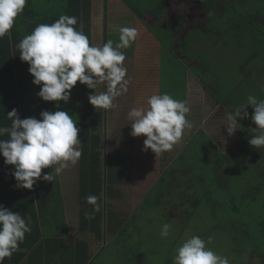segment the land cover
I'll use <instances>...</instances> for the list:
<instances>
[{"label": "trees", "instance_id": "1", "mask_svg": "<svg viewBox=\"0 0 264 264\" xmlns=\"http://www.w3.org/2000/svg\"><path fill=\"white\" fill-rule=\"evenodd\" d=\"M201 3L211 19L216 17L218 8L223 10L224 7L219 0H201ZM260 6L264 4H259L258 7L250 6L251 12L255 14H249V18L245 19L247 21L245 25H234L235 22L228 20L227 26L220 29L217 34H222V37L226 38L228 32H236L235 37L240 44L238 46L242 47V32H250L253 38L257 31L256 24L260 21L264 22V14L261 15ZM147 12L137 11L140 17ZM150 13L156 23L165 12L155 9ZM65 14L78 18L75 27L79 30L80 24H83V32L88 36L92 46L91 0H28L24 12L16 19L11 30L12 35L0 39V127H11V120L8 119L7 114L14 108L21 119L28 117L40 119L42 111L53 112L56 106L63 102H46L37 95L40 86L33 84L34 77L28 71V63L21 61L17 45L26 35L31 34L37 25L51 24ZM256 14L258 16H255ZM209 21L210 19L206 22V30L211 27ZM167 28H170L169 38L173 37L169 40V45L172 46L170 49L173 50L174 35L178 34L179 30L170 25H167ZM255 57L257 52L244 62L242 71H247L245 67L249 66ZM197 63V67H191L193 68L191 75L224 108L228 103L218 94L220 79L217 78L214 83L208 84L205 78L214 76L213 68L201 62ZM244 78L249 79L246 75ZM253 88V92H250L251 82L246 85L244 92L247 96L250 93L256 95L257 85L255 84ZM91 91L92 89H88L86 85L77 82L71 90L70 101L65 104L72 116L78 119L80 129L78 139L82 142V156L79 160L78 232L91 233L96 240L103 243L102 248L92 255L89 243L85 239H69L58 183L51 186L48 193L45 191V186L48 188L50 186L45 184L49 183L42 179L38 180L31 190L16 188L17 182L11 174L14 166L6 165L4 157L0 154V205L10 211L19 212L26 222L30 220L31 227V232L25 234L19 250L14 252L10 259L5 258L4 264H96V260L109 246L105 245L108 233L118 234L117 240L121 239L123 243L129 242V250L138 249L136 257L142 256L140 244L130 243V219L122 221L107 207V199L120 195L119 186L131 183L133 160L128 153L107 152L105 133L107 113L104 109H95L89 103L88 96ZM239 91L237 93H244L242 88ZM242 132L234 152L228 156L219 150L208 135L201 131L197 132L187 143L181 156L177 158L181 159L183 153L187 152L188 148H192L196 151L197 157L194 164L188 163L186 167L183 164L178 167L173 165L175 168L170 173L171 176L164 179V174L155 185L156 195H151L154 187L144 198L143 204L146 202L163 208L191 205L195 210L194 213L199 207L207 206L213 220L209 230L206 231L210 236L217 231L227 234L231 245L227 251L222 250V256L228 257L230 264H236V262L240 263L243 253H247L246 264H251L254 256H258L262 261L261 264H264V147L257 149L249 144L252 137L248 127L243 128ZM9 138L7 134L0 136V139L4 140ZM234 154L240 157H235L236 161L230 163L229 159ZM179 160L173 161L172 164ZM47 170L48 168L42 169V176ZM41 192L42 194L44 192V197L48 196V199L44 200ZM89 195L99 197L100 212H94L93 206L87 203L86 197ZM183 213L189 221L192 214L188 211ZM113 241L115 240H111ZM238 253L240 261H237L235 256ZM138 262H140L139 258L137 263L127 259L125 264H138Z\"/></svg>", "mask_w": 264, "mask_h": 264}, {"label": "rangeland", "instance_id": "2", "mask_svg": "<svg viewBox=\"0 0 264 264\" xmlns=\"http://www.w3.org/2000/svg\"><path fill=\"white\" fill-rule=\"evenodd\" d=\"M92 1V46L102 47L105 42L112 40L115 46L119 42L120 27H135L138 30V37L131 47L121 49L126 55L124 66L127 68V77L130 79L128 92L117 97L114 103L116 108L106 110V150L108 153L129 152L132 162V181L128 185H120V195L115 199H107V207L115 212L122 221L130 219L129 232L131 233L130 243H139L141 254L136 257L138 249L131 251L129 242L118 239V234L108 233L105 239V245H109L106 251L96 260V264H125L130 259L138 264H173V257L176 255V249L193 235L200 236L209 241L207 247L219 255H223L222 250L230 248L227 234L217 231L211 236L208 231L212 225L211 211L207 206H201L194 213L191 205L179 207H156L144 203V198L153 190L157 181L164 177L168 179L170 173L175 167L194 164L197 159L196 151L192 148L187 149L181 156L184 148L190 139L197 132H204L218 146L224 155H231L235 146L242 136L243 128L248 127L252 137L253 129L256 127L251 120L254 109L251 105L245 107L249 113V118H237L236 130L229 135L227 127L229 126L228 114L234 112L237 108H242L247 104V98L252 95L257 100H264V22L256 24L257 31L254 37L248 31H243L241 36L242 47H239L236 32H228L226 38L222 34L218 35L220 29L225 28L226 22H235L234 25L246 24L251 12V5L259 6L264 4L260 0H219L223 4V10L218 8L216 17H212L204 11L199 13L196 0H91ZM183 5L189 3L191 11L197 13L191 17V11L185 9L186 14L182 13L183 8L175 14V9L171 13L167 11V4ZM131 3V4H129ZM171 5V6H172ZM170 6V7H171ZM135 7V8H134ZM155 9L167 11L161 16L160 21L152 22L154 18L150 13ZM148 11L143 17L137 11ZM261 15L264 14V6H260ZM172 16H175L172 18ZM255 16H258L257 14ZM191 17V18H190ZM210 19L211 27L206 30V22ZM189 21V23H187ZM175 24L179 30L178 38L175 37L173 50L169 45V30L167 25ZM196 28L195 30H191ZM219 28V29H218ZM166 29V30H165ZM212 37V38H211ZM215 39H214V38ZM240 41V39H239ZM180 45V47H177ZM240 45V44H239ZM257 57L252 59V63L245 67L246 72L242 71V66L254 53ZM204 63L205 66L213 68L214 76L205 78V81L211 85L217 78L220 79V91L218 94L228 103L224 108L222 104L201 85V83L191 75L193 68L198 63ZM244 75L249 79H245ZM251 82L253 92L254 85H257L256 95L250 93L248 96L244 92L246 85ZM242 88L244 93L239 90ZM94 91L98 94L106 91L104 84L97 85ZM167 93L176 100L186 101L191 111L186 118L191 122L192 128L186 129L180 143L174 145L170 152L163 155H156L149 149L143 151L144 140L146 137H133L131 135V124L134 122L128 118V112L134 107L148 108L147 99L153 94ZM255 93V92H254ZM243 94V95H242ZM246 94V95H245ZM237 106H234L236 105ZM240 105V107L238 106ZM94 107V106H93ZM98 110H103L99 109ZM55 111H65L70 116L64 102L56 106ZM76 126L79 122L76 116L73 117ZM254 125V126H253ZM102 133V131H100ZM199 138V137H198ZM197 145V144H196ZM192 147V146H191ZM127 156V155H123ZM240 156L232 155L229 162L236 161ZM175 160H179L172 162ZM175 165V167L173 166ZM66 173L58 175L61 189L64 191L68 186L75 187L70 189L71 200L66 198L68 192L64 191L65 204L68 212L67 232L69 239H74L79 235L77 233L78 225L75 222L79 204V172L77 165H70ZM171 169V170H170ZM187 169V168H185ZM184 171V169L182 170ZM169 173V174H168ZM157 187L154 188L151 195H156ZM184 211L192 214L189 221L184 217ZM164 224H170V234L167 238L160 235L161 227ZM91 236L86 235L91 248V254L94 255L103 246L98 240L90 241ZM115 240L111 242V240ZM129 240V239H128ZM127 247V248H126ZM237 261H240L239 253L235 255ZM248 254L243 253L240 263L246 264ZM258 256L251 259V264H261Z\"/></svg>", "mask_w": 264, "mask_h": 264}, {"label": "clouds", "instance_id": "3", "mask_svg": "<svg viewBox=\"0 0 264 264\" xmlns=\"http://www.w3.org/2000/svg\"><path fill=\"white\" fill-rule=\"evenodd\" d=\"M28 0H0V39L12 35V29L25 9ZM76 16L61 15L51 24L37 25L31 34L26 35L17 45L20 59L29 65V73L34 77L33 84L40 86L37 95L46 102L68 103L71 90L79 82L88 89L95 90L104 84L106 91L90 94L89 103L95 109L111 110L117 107V97L128 92L130 79L124 66L126 55L121 49L132 46L139 33L135 27H120L119 42L108 40L102 47L91 46L83 32L79 30ZM148 108L134 107L128 112L133 137L144 136L143 151L151 150L155 156L170 152L180 143L186 129L192 124L186 118L191 109L186 101L174 99L167 93L153 94L147 99ZM254 109L252 122L257 125L249 140L254 148L264 147V100L255 96L247 98V104L228 114V134L236 130L237 118L247 119L245 107ZM11 127H0V136L7 134L9 139H0V154L6 165L14 166L12 176L16 188L31 190L38 180L52 182L70 165H76L82 156V142L78 139L80 129L73 116L65 111H42L40 119H21L14 108L7 114ZM51 168V173L42 176V169ZM55 174V175H54ZM99 197L89 195L88 204L94 212H100ZM171 225L164 224L160 235L167 238ZM31 232L30 220L0 205V264L11 258L19 250L25 234ZM210 243L200 236L193 235L185 240L173 257V264H230L228 257L221 256L207 247Z\"/></svg>", "mask_w": 264, "mask_h": 264}, {"label": "crops", "instance_id": "4", "mask_svg": "<svg viewBox=\"0 0 264 264\" xmlns=\"http://www.w3.org/2000/svg\"><path fill=\"white\" fill-rule=\"evenodd\" d=\"M196 4H198V5H196V7H197V9L199 10L198 12L199 13H204V9H203V7H202V3H201V0H196ZM172 3H168L167 4V11L169 12V13H171V10L172 9H175V14L178 12V15H180V10H181V8H183V10H182V13L183 14H186V11H185V9H187V10H190V8L188 7L189 6V3L188 2H184L183 3V5H180L179 4V2H177V5H172ZM171 6V7H170ZM196 7L194 8L195 10H193V11H191V17L192 16H195V14L197 13V9H196ZM167 11H165L166 13H167ZM173 17H175V16H172V18ZM190 17V18H191ZM193 18V17H192ZM209 19V18H208ZM152 22L154 23V18L152 19ZM187 23H189V21L187 22ZM170 26H172L174 29H177L176 28V26H175V24H173V25H170ZM206 26V25H205ZM196 28H193V29H190L189 31H191V30H195ZM179 34V33H178ZM178 34H176V35H174L175 37H177L178 38ZM122 153H124V154H126V153H128V154H130L129 152H122ZM77 166H78V172H79V170H80V162H78L77 164H76ZM70 168H67V169H65V170H63L60 174L62 175V173H66V171H68ZM53 170L51 169V168H48V170H47V173H51ZM55 175V174H54ZM79 178H80V173H79ZM47 183H49V184H45V185H48V186H50V188H48L47 186H45L46 188V193H48L49 192V190L51 189V186L53 187L54 185H55V183H58L59 184V187H60V189H61V186H60V181H59V179H58V175H55V179H54V181H52V182H47ZM78 192H79V182H78ZM70 189H72V190H74L75 189V187L74 188H72V186H68L64 191H66V192H68V194L66 195V193H64V191L61 189V197H62V201H63V205H64V213H65V220H66V224H67V221H69L68 220V218H69V216H68V212H67V209H66V206L68 205V202L65 204V201H64V195H66V198H69L70 200L73 198V197H71L70 196ZM42 191H43V189H42ZM64 194V195H63ZM43 195V196H42ZM41 197L45 200V199H48V196L45 198L44 197V192H43V194H42V192H41ZM79 197V196H78ZM116 198V197H115ZM115 198H111V199H115ZM42 199V200H43ZM38 204V203H37ZM79 205V204H78ZM79 207V206H78ZM75 210H78V208L76 207V209ZM121 218V217H120ZM128 220V219H127ZM75 222H77V225H78V221H79V215L77 214V217L75 218V220H74ZM67 232V231H66ZM77 233L79 234V232H78V230H77ZM81 234H83V239H85L88 243H89V241H88V239L87 238H85V236L86 235H89V236H91L90 237V241L92 242H94V241H96V239L93 237V235L91 234V233H89V232H84V233H81ZM67 235H68V237H69V234H68V232H67ZM75 238H79L80 239V237H79V235L77 236V237H75ZM82 239V238H81ZM89 246H90V243H89ZM91 249V248H90ZM100 250H98L97 252H99ZM96 252V253H97Z\"/></svg>", "mask_w": 264, "mask_h": 264}]
</instances>
